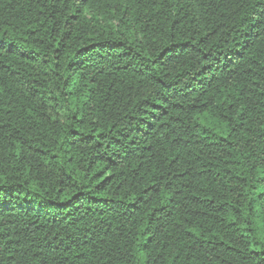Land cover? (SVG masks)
I'll return each instance as SVG.
<instances>
[{
	"label": "trees",
	"instance_id": "1",
	"mask_svg": "<svg viewBox=\"0 0 264 264\" xmlns=\"http://www.w3.org/2000/svg\"><path fill=\"white\" fill-rule=\"evenodd\" d=\"M0 264H264V0H0Z\"/></svg>",
	"mask_w": 264,
	"mask_h": 264
}]
</instances>
